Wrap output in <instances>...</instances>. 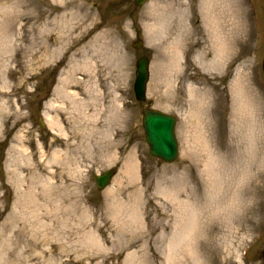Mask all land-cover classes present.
Masks as SVG:
<instances>
[{"label":"rangeland","instance_id":"rangeland-1","mask_svg":"<svg viewBox=\"0 0 264 264\" xmlns=\"http://www.w3.org/2000/svg\"><path fill=\"white\" fill-rule=\"evenodd\" d=\"M155 1L0 0V264H34L32 257L48 247L45 239L52 246L39 264H197L196 241L198 264H264V191L260 178L246 183L243 169L257 165L249 162L252 149L258 158L264 152V8L261 27L250 17L249 39L225 25V38L219 36L227 42L223 64L205 71L196 50L204 53L212 42L202 27L196 43L202 5L181 0L180 10L168 12L175 28L194 31L173 49L170 39L147 34L152 20L146 13ZM256 1L264 7V0ZM137 39L143 41L139 49L132 46ZM85 46L84 64L71 66L81 59L73 52ZM140 54L149 57L142 103L132 89ZM90 62L95 66L83 73ZM71 67L81 68L71 73L85 87L78 98L99 105L88 91L97 87L102 102L116 108L103 106L97 114L96 106H84L70 113L62 84ZM196 87L205 90V100L196 97ZM145 106L177 117L179 155L172 163L149 154ZM84 113L88 125L73 137L79 124L73 119ZM47 114L62 123L61 132L48 126ZM54 139L71 144L65 165L49 162L53 149L64 151ZM35 166L59 173L50 200L41 194L44 177L29 188L35 178L27 177V168ZM107 168L115 169L112 183L98 190L95 177ZM19 171L26 176L18 177ZM31 200L38 203L35 211ZM196 209L208 215L200 218L206 231L197 228ZM34 220L46 226L34 232ZM32 234L43 244L34 247Z\"/></svg>","mask_w":264,"mask_h":264},{"label":"bare ground","instance_id":"bare-ground-1","mask_svg":"<svg viewBox=\"0 0 264 264\" xmlns=\"http://www.w3.org/2000/svg\"><path fill=\"white\" fill-rule=\"evenodd\" d=\"M199 3L202 5V8H200V12L202 15V23L201 21L196 25V43L198 41V39L201 38V35H204V33L202 32V29L206 28V31L210 34V40L212 42V44L210 45V48H207L206 52L204 51V53H202L199 50H196V55H197V61H198V65L200 66V68L202 70L205 71H210V69H214L217 67H221L223 64V56L226 53V49L225 46L227 45L226 40H222L225 38L224 33V27L225 25L229 22V24L231 25L232 31L233 33H238L237 31H241L240 33L243 34V37H250V30L248 29V23L250 21V17L255 15L257 20H258V24L259 27H261L262 23H261V16H260V12L262 13V10L264 7H260V5H257V1L256 0H198ZM182 1L181 0H157L155 1V3H153L149 8V12L146 13V16L149 17V19L152 20V23L147 24L146 25V31L147 34L149 35V37H155L158 39H163L164 41H168L169 39L171 40L168 44L172 45L173 49H177V47H175L174 42L176 43L177 41H182L184 36H188L191 35L194 31H188L186 29V26L184 24H179L178 26H176L177 28H175V25L177 24L176 21L174 20V16L173 14H169L172 10H180V5H182ZM180 6V7H179ZM165 11L168 13L166 14ZM170 15V16H169ZM203 27V28H202ZM175 29V30H174ZM222 36V39L221 37ZM234 36V35H233ZM232 36V38H233ZM249 37H247V39H249ZM244 38V39H245ZM98 38H94L92 41L93 43H96L97 45V40ZM238 41V39H236L234 41V44H236ZM167 44V46H168ZM90 45V51H93V47L91 48ZM213 53L212 56H210ZM221 53V54H219ZM73 54L75 55V57L81 55V59L80 60H73L71 62V66L75 65V66H80L82 64H84V62L86 61V46L83 48L82 50H75L73 52ZM85 54V55H84ZM70 57L72 56V52H70ZM209 56V57H207ZM173 58V56H172ZM72 59V58H71ZM92 66H95L94 64H92V62H90V65H85L84 67L82 66V69L79 67H71V69L69 70L70 74L66 77V79L63 81L62 87H64V91H63V98L65 100L68 101V103H70V113H77L81 110V107L83 108L85 106V108L88 107H93L96 106V110H97V114H99L100 110L103 111V106H106V108H111V109H115V105L113 102L110 103V106H107L104 104V102H102V94L99 92V90L96 88H92L89 91V93L91 92L92 95V99L95 101L99 100V105H94L93 101L91 102H85L86 100H83L81 98H78V95L80 94V88L82 89L81 91L84 93L85 91V87H82L81 85V80L82 78H79L75 80V78H72V70L74 69H81L84 73V71H88ZM93 70V68H92ZM190 77V76H189ZM191 78V77H190ZM195 78V75L193 77V79ZM196 81H197V76H196ZM73 83H75V85H73ZM75 86L76 89L78 88V91L74 88H70L68 89V87ZM190 86V90L192 91L194 88L193 86ZM67 89V90H66ZM84 89V90H83ZM63 90V89H62ZM87 91V89H86ZM241 91V89H240ZM243 93H242V101H245V89H243ZM62 92V91H61ZM201 92V93H200ZM205 90H203V88H199L196 87V97H198V99H206L207 95L204 94ZM244 95V96H243ZM78 98V100L76 99ZM101 100V102H100ZM99 106V107H98ZM93 111V110H92ZM101 113V112H100ZM103 114V113H102ZM72 115V114H71ZM96 115V111L94 110V112H92L87 118H90L91 116ZM87 116V114H83L82 116H75V118H70L73 116H69L68 120H72L77 122L78 126H74L72 127L71 131L73 134V137H77L79 138V136L81 137L82 133L84 132V130H82V128L84 129L85 125H88V121L85 119V117ZM47 118H48V126L52 128L57 127V131L61 132L62 129V123L54 116H51L49 114H47ZM80 121V122H79ZM70 122V121H69ZM64 123V121H63ZM67 123V122H66ZM81 123V124H80ZM95 125V124H94ZM113 125L112 122H108V127H111ZM79 129V130H78ZM81 129V130H80ZM55 130V128H54ZM63 135H66V133H62ZM54 142L60 143L62 145H64V151H62L61 149H53L50 155V159L49 162L51 161H56L58 163L62 165H65L66 162L65 160H67V154H66V149L68 148V146H70L71 144L68 143L67 139L62 140V139H54ZM59 144V145H60ZM81 144V143H80ZM82 145V144H81ZM81 148V147H79ZM82 150V149H81ZM253 151V149H252ZM251 151L250 154V158H249V162L255 161L256 162V166H250L247 165L248 161L245 163L247 167L244 166V172L245 173V177L246 178V183L249 181V179L254 180L252 183L250 182L249 185H252L254 183L257 182V180L260 178V186L262 188L261 191H264V152L262 154V156L260 158H258L256 155H254ZM67 157V158H65ZM208 162L210 161L211 164H217L216 161H214V159H212L211 155H207ZM65 158V159H64ZM71 158V157H70ZM72 159V158H71ZM69 160V158H68ZM209 164L208 163H203V168L207 169L205 167H208ZM253 169H256V171H252ZM21 171H25L24 169H22ZM21 171L18 172V174H16L18 177H24L26 176L25 174H23ZM9 172V171H7ZM21 172V173H20ZM23 174V175H22ZM27 177L29 178H35L32 181L29 182V188L32 186L33 181L35 180H40V178L42 179V177H44L42 180H44L42 187H43V191L41 192V194L43 196H45L46 199H51L50 194H53V189L55 188V184L53 182V178L57 177V175H59V173H56L55 171H49V172H44V170H42L39 167H30L27 168ZM244 177V174H243ZM20 181V180H19ZM15 184H17V181H14ZM245 183V185H246ZM258 187L256 186L254 189H251L249 191L250 194H255L258 191ZM19 191V190H18ZM52 192V193H51ZM24 202V200H23ZM31 205L30 207L33 208V210L35 211V207L38 205L37 201L35 200H31ZM197 207V206H196ZM200 209H196V220L198 221L197 223H199L197 225L198 230L200 231H206L207 225L204 224V220L201 222L200 218H204L207 219L208 215H205V212L203 210L199 211ZM3 209H0V212H2ZM199 211V212H197ZM33 215V214H32ZM37 217V216H35ZM34 217V218H35ZM207 217V218H206ZM41 222V223H40ZM39 223H36V221L34 220V224L32 225V230L34 232L37 231V229L39 230V227H44L46 226L45 223H43L42 221H40ZM49 227L51 228V226L49 225ZM18 231H20L19 229H16ZM33 232V233H34ZM33 235V234H32ZM44 235H46V232L44 233ZM90 237L92 238V240L94 241V235L89 234ZM38 236V235H36ZM33 235V237H31V241L33 243L34 247H37L40 245L41 240H39L40 242L37 241V239L39 237H36ZM45 239L46 242H48V247L40 250L37 252V255H34L32 257V259L35 261L34 264H39L38 261H40V259L44 260L43 257H41L43 255V252H50L51 247V242ZM41 244H43L41 242ZM95 245V243H94ZM99 248H101V246H99ZM15 255L18 254L15 250ZM214 254H209L210 256H213ZM209 259V258H208ZM199 261V252H198V246H197V241H196V263L198 264ZM45 264H51L50 263V259H47L44 261ZM12 264H19V263H12Z\"/></svg>","mask_w":264,"mask_h":264},{"label":"water","instance_id":"water-1","mask_svg":"<svg viewBox=\"0 0 264 264\" xmlns=\"http://www.w3.org/2000/svg\"><path fill=\"white\" fill-rule=\"evenodd\" d=\"M137 4L143 0H135ZM138 75L134 83L135 95L138 99H144V89L147 80V59H138ZM264 71V60H263ZM175 119L173 116L154 109H145L143 115V126L145 137L150 147V152L165 161H171L177 154V142L174 135ZM108 170L97 177L98 188H103L112 175Z\"/></svg>","mask_w":264,"mask_h":264}]
</instances>
